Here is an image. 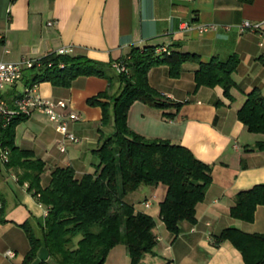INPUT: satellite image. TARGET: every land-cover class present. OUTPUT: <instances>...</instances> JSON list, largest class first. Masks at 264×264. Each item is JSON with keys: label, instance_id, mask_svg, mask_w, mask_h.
I'll return each mask as SVG.
<instances>
[{"label": "crops", "instance_id": "obj_1", "mask_svg": "<svg viewBox=\"0 0 264 264\" xmlns=\"http://www.w3.org/2000/svg\"><path fill=\"white\" fill-rule=\"evenodd\" d=\"M244 19L264 21V0H0V60L4 62L37 57L60 47H67L73 55L110 61L120 58L132 45L145 44L193 51L202 60L213 55L220 59L231 53L238 55L231 98L222 93L219 84L196 86L197 64L186 61L176 77H170L166 64L148 68L147 82L162 96L180 102L172 117L164 110L173 108L158 109L140 100L127 109L126 124L131 130L145 138H168L185 145L201 161L211 164L212 176L203 200L196 202L195 221H181L177 235L165 229L158 214L154 219L155 245L165 258L155 257L153 251L149 257L147 252L139 264H245L229 239L214 243V235L229 225L245 232H264V204H256L251 221L229 216L236 192L264 181V150L255 147L258 140L264 141V132L248 130L236 114L246 92L254 86L264 96V37L258 30L240 31L238 23ZM48 20L52 23L47 24ZM184 21L193 27L182 29L179 24ZM210 23L214 26L204 30L196 27ZM24 85L20 78L4 86L6 103H11ZM35 88L47 99L66 100L79 114L67 124L77 141H63L41 109L33 110L14 126L13 142L31 148L44 161L39 182L47 184L52 167L58 165H70L77 178L93 172L98 162L94 150L113 126L111 117L102 122L101 106L89 103V98L101 91L116 93L118 81L89 74L77 76L67 87L44 80ZM96 99L110 100L108 96ZM61 144L64 150L59 148ZM4 168L0 161V202L5 219H0V264H19L29 245L18 223L28 220L33 226L40 224L46 211L26 184L17 182L15 171ZM157 187L162 199L163 185L149 184L146 191ZM8 249L13 255L4 253ZM128 259L124 244L117 243L102 263L129 264Z\"/></svg>", "mask_w": 264, "mask_h": 264}, {"label": "trees", "instance_id": "obj_2", "mask_svg": "<svg viewBox=\"0 0 264 264\" xmlns=\"http://www.w3.org/2000/svg\"><path fill=\"white\" fill-rule=\"evenodd\" d=\"M154 44L132 45L116 60L102 61L85 54L48 51L37 57L39 64L25 67L21 73L24 86L47 80L52 85L67 87L79 75H100L109 82L118 81L117 92L101 91L89 98V103L101 106L102 122L112 118V132L102 138L94 150L98 156L93 172L79 178L70 165L54 166L47 184L42 185L44 161L31 148L17 145L14 126L28 115L14 114L8 123L0 125V151H6L4 169L15 171L17 182L41 203L46 211L43 221L36 224L38 236L28 220L19 222L28 239V250L19 264H103L111 246L124 244L129 264H139L140 258L151 253L157 238L155 220L147 212L135 209L124 199L129 191L142 183L164 186L163 198L157 203L159 219L165 229L177 235L180 222H194L196 202L203 200L212 180L211 164L201 161L189 148L168 138L144 137L126 124L127 109L135 100L143 101L173 116L179 101L159 94L148 82V68L166 64L170 77L181 73L186 61L196 62V86L219 84L222 93L231 98L235 86L232 72L239 63L238 55L225 59L211 56L202 60L193 51L165 47L157 51ZM162 47V46H159ZM156 50V51H155ZM123 65L115 70L113 63ZM24 69V68H23ZM21 94V93H19ZM108 96L109 101L96 99ZM237 119L254 133L264 132V96L257 86L246 92L236 110ZM255 147L264 150V141ZM229 216L251 221L256 204H264V181L239 189ZM2 203L0 219L3 221ZM214 235V243L229 239L243 257L245 264H264V232H248L237 226H226ZM44 254L37 258V250ZM162 264H171L165 261Z\"/></svg>", "mask_w": 264, "mask_h": 264}, {"label": "built area", "instance_id": "obj_3", "mask_svg": "<svg viewBox=\"0 0 264 264\" xmlns=\"http://www.w3.org/2000/svg\"><path fill=\"white\" fill-rule=\"evenodd\" d=\"M263 20L259 21H251L248 19H244L238 23V29L240 31L250 29V30H258L261 33V36L264 37V29L263 27ZM52 20H48L47 24H51ZM179 26L183 29H188L193 27V23L189 21H184L182 24H179ZM213 27L214 25L212 23L210 24H197L196 27L199 30H204L207 27ZM263 42L262 40L259 41V44L261 45ZM165 49V46L162 47H156L157 51ZM155 50V51H156ZM57 51L59 53H65L68 52L69 49L67 47H60ZM39 57V56H37ZM37 57H27V58H20V60L16 61H5L0 60V125L3 126L6 123H8V120L10 117L14 114H20V115H28L30 112H32L35 109H41L43 110L44 114L48 117V120L52 121L54 123L53 127L62 134L63 141L69 140V141H77L76 134L71 131L69 128H67V124L69 120H77L79 118V114L75 113L74 110L70 109L66 100L61 98L56 99H47V97H43L39 93H37L35 90V86L37 83H34L29 86H24V90L21 92V94L16 95L12 100L11 103H6V99L4 97L3 91L4 86L6 87L9 84H14L20 78H22V71L23 68L29 67L34 64H39V60H37ZM115 70H120L123 65L116 62V64L113 63ZM61 150H64L63 145L61 144L59 146ZM6 151L2 150L0 151V161L6 160ZM151 203L150 199H144L143 205L148 206ZM156 238H158V235H156ZM5 254L13 255V253L8 249L5 250ZM172 264V263H171Z\"/></svg>", "mask_w": 264, "mask_h": 264}, {"label": "rangeland", "instance_id": "obj_4", "mask_svg": "<svg viewBox=\"0 0 264 264\" xmlns=\"http://www.w3.org/2000/svg\"><path fill=\"white\" fill-rule=\"evenodd\" d=\"M21 85H18V87L21 89L20 87ZM149 184L146 185L145 183H142L140 184L139 187H137L135 189V191H129L126 193V195L124 196V199L129 201V202H133V207L137 208V209H142L143 211L147 212V214H151L153 217V219L157 220L158 218V206H157V203L159 202L161 196H162V192L160 191V187H157L153 190H151V192L149 191H146V189L148 188ZM144 196L147 197V199H150V201L152 202L149 207L148 206H144L143 205V201H144ZM35 226V231H36V234L38 236L41 235V232L39 230V228L37 227V225H34ZM156 244V243H155ZM153 245V253L156 254L155 257L159 256V259L161 258V255L162 257L165 258V256L159 252V250L157 249L158 247L156 245ZM43 248L44 247H41L40 249L37 250V258L38 257H41L44 252H43ZM154 249H157L158 254L157 252L154 251ZM151 251V252H152ZM149 257L153 256L154 254L152 253H148L147 254Z\"/></svg>", "mask_w": 264, "mask_h": 264}]
</instances>
